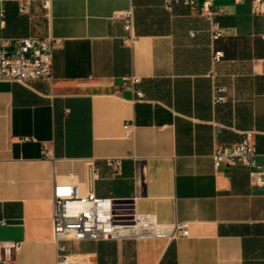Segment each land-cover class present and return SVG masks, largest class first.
I'll list each match as a JSON object with an SVG mask.
<instances>
[{
	"label": "crops",
	"instance_id": "0c3cea01",
	"mask_svg": "<svg viewBox=\"0 0 264 264\" xmlns=\"http://www.w3.org/2000/svg\"><path fill=\"white\" fill-rule=\"evenodd\" d=\"M203 1L56 0L48 13L43 0H0V37L61 42L51 81L0 82V242L21 245L0 264H57L53 194L65 184L130 202L147 233L64 242L79 261L264 264V189L249 168L212 160L216 144L252 134L264 167V16L252 0H214L213 42ZM129 10L132 33L116 18ZM180 225L189 235L172 238Z\"/></svg>",
	"mask_w": 264,
	"mask_h": 264
},
{
	"label": "built area",
	"instance_id": "2783aa9c",
	"mask_svg": "<svg viewBox=\"0 0 264 264\" xmlns=\"http://www.w3.org/2000/svg\"><path fill=\"white\" fill-rule=\"evenodd\" d=\"M56 0H43V8L49 13ZM183 2L185 6L196 8L199 0H175ZM214 0H204L201 4V14L210 22V33L213 42L224 35L214 23ZM253 13L264 16V0H252ZM122 19L127 32L132 33L134 27V13L132 10L116 14ZM4 23V22H3ZM61 42L52 38H22L7 39L0 37V82H11L26 85L32 81H51L54 51ZM224 52L214 50L213 63H221ZM216 75L215 72L212 73ZM141 79L134 77L131 85L137 86ZM137 100H144V93L136 89ZM225 89L216 88L215 103L226 101ZM132 125H125L127 135ZM24 141H29L25 139ZM43 157L53 159V152L43 148ZM257 150L252 141V134H248L236 144H216L212 160L215 170L223 166L242 165L249 168L251 186L264 189V167L256 162ZM108 166L116 173L122 169L121 159L108 160ZM139 225L133 205L130 202L98 198L91 192L80 196L73 184L55 185L53 194V240L57 245V264H90L89 261H79L75 256L67 253L64 245L66 241H107L131 238L124 233V229ZM189 230L186 225L174 229L172 238L187 237ZM18 242H0V258L11 262L20 252Z\"/></svg>",
	"mask_w": 264,
	"mask_h": 264
},
{
	"label": "bare ground",
	"instance_id": "6f19581e",
	"mask_svg": "<svg viewBox=\"0 0 264 264\" xmlns=\"http://www.w3.org/2000/svg\"><path fill=\"white\" fill-rule=\"evenodd\" d=\"M141 226L140 224L137 226H132L124 229V233L127 234L130 237H136L138 238L139 236H143V230L139 228ZM146 233V232H144ZM147 234V233H146Z\"/></svg>",
	"mask_w": 264,
	"mask_h": 264
}]
</instances>
